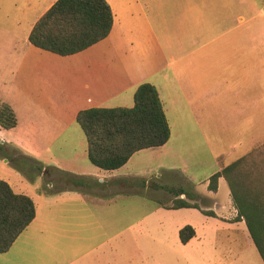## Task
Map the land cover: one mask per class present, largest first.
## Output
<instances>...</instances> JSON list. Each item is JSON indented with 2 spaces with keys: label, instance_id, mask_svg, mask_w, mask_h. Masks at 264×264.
Masks as SVG:
<instances>
[{
  "label": "crops",
  "instance_id": "0c3cea01",
  "mask_svg": "<svg viewBox=\"0 0 264 264\" xmlns=\"http://www.w3.org/2000/svg\"><path fill=\"white\" fill-rule=\"evenodd\" d=\"M11 1V30L0 37V103L12 109L17 124L0 127V143L16 148L19 156L42 170L27 169L30 179L0 159V179L16 194L28 196L35 211L10 248L0 253V264H191L185 250L192 247L199 226L171 223L174 216L196 213L207 228V221L222 226L244 223L228 197L226 204L217 199L222 177L216 191L207 190L210 176L223 167L206 175L204 192L196 191L193 177L187 179L194 189L188 193L206 198L210 206L163 207L137 195L139 189L160 188L144 177L161 168L160 154L165 153L167 168L178 169L174 149L167 150V145L172 129L176 137L187 120L197 126L198 116H204L208 122L230 124L233 134L243 129L252 149L258 137H264V115L248 118L264 99L259 94L264 92V18L256 21L264 12L257 13V4L105 0L113 16L108 36L76 54L59 56L28 42L33 24L56 0ZM147 8L158 21V32ZM143 83L158 93L168 141L134 153L116 170L92 165L86 138L75 121L77 113L131 108L133 94ZM240 121L248 124L245 129L237 127ZM139 154L142 165L129 166ZM185 226L194 236L183 244L178 232ZM164 249L171 252L170 258L162 256Z\"/></svg>",
  "mask_w": 264,
  "mask_h": 264
},
{
  "label": "trees",
  "instance_id": "16d2710c",
  "mask_svg": "<svg viewBox=\"0 0 264 264\" xmlns=\"http://www.w3.org/2000/svg\"><path fill=\"white\" fill-rule=\"evenodd\" d=\"M112 22V12L105 0H56L33 24L28 42L56 55L69 56L106 38ZM75 121L86 138L88 161L105 171L119 169L140 150L163 146L170 136L158 93L149 83L136 88L131 108H89L78 112ZM16 124L12 109L0 103V127L10 129ZM17 151L0 143V159L28 176L27 169L32 167L41 172L39 165L22 156H13ZM219 177L225 180L237 219L245 223L264 264V144L212 174L208 180L209 191H216ZM172 192L175 197H198L183 188ZM174 208L198 207L179 199ZM202 213L214 216L212 211ZM34 214L32 200L16 194L0 179V253L10 248ZM178 236L185 244L194 236L193 229L185 226Z\"/></svg>",
  "mask_w": 264,
  "mask_h": 264
},
{
  "label": "rangeland",
  "instance_id": "374dc122",
  "mask_svg": "<svg viewBox=\"0 0 264 264\" xmlns=\"http://www.w3.org/2000/svg\"><path fill=\"white\" fill-rule=\"evenodd\" d=\"M246 1L250 4L253 2L257 4V13L260 11L264 12V0ZM12 9L11 0H0V37L4 30H11L7 25L11 22V17L13 15ZM146 11L150 17V21H152L154 25L155 31L158 32L160 27L158 21L153 19V11L148 10V8ZM263 16L264 15L256 16V21H261L264 18ZM261 30V33L264 34V28ZM159 38L162 40V37L159 36ZM165 50L167 52L166 47ZM259 94L263 96L264 92H259ZM259 103L260 107L258 106L255 113L251 115L248 114V118H253L254 116L258 118L264 115V99H260ZM184 125L185 126L179 129L176 137L173 136L175 130L172 129V139L167 145V150L170 148L174 149V153L177 157L176 159L179 162L178 169L172 171L167 168L166 165L168 160L165 159V153L160 154L161 168L153 170L152 172H146L144 175L145 178L153 179L155 183H159L160 188L153 191V188L149 187L142 192L141 189H139L140 193H138L137 196L153 198L160 202L163 207H175L180 197H175L172 191L183 188L186 192H194L191 183L187 181L189 176L193 177L194 180L198 182V185L196 184L195 186L196 191L204 192L205 188L202 181L206 179V175L210 173L212 169L215 167H217V169L218 167H225L252 149L249 148V139L247 134L243 132L244 130H238L237 133L233 134L231 125L228 123L221 124L217 121L208 122L206 117L198 116L197 126L188 120ZM246 125L248 124H245L244 121H240L237 127H239V129H245ZM235 143H237L238 147L235 146ZM263 144L264 137H258L257 147ZM15 155L19 156V152L13 153V156ZM217 157L218 159H216ZM142 159V154L134 156L129 166L141 163ZM19 165L23 169H26V165L23 163ZM9 166L18 171L10 164ZM25 172L28 173L26 170ZM29 178L33 179L30 174ZM183 196L184 195H182L181 198H184ZM227 197L230 204L234 207L227 184L223 182L218 190L217 199L219 202L225 203ZM190 200L191 201L187 203L197 207L199 204L202 206L211 205L209 200L199 196ZM189 214L191 215L187 217L176 215L171 219V223H177L178 225L194 223L199 226L198 236L191 242L192 247L185 250L187 256L193 260L190 262L191 264H263L255 246L250 240L245 223L222 226L217 222L213 223V221H207L210 224L209 228H207L203 225L205 221L197 217L198 215H196V213ZM194 214L198 218L197 220ZM170 253L171 252L166 249L161 251L162 256L167 255L169 258L171 257Z\"/></svg>",
  "mask_w": 264,
  "mask_h": 264
}]
</instances>
